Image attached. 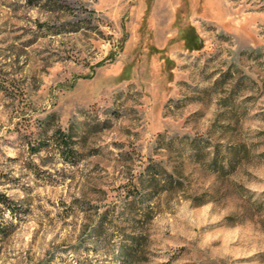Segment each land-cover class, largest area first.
I'll return each mask as SVG.
<instances>
[{"label":"rangeland","instance_id":"obj_1","mask_svg":"<svg viewBox=\"0 0 264 264\" xmlns=\"http://www.w3.org/2000/svg\"><path fill=\"white\" fill-rule=\"evenodd\" d=\"M0 193V264H264V0H0Z\"/></svg>","mask_w":264,"mask_h":264},{"label":"trees","instance_id":"obj_2","mask_svg":"<svg viewBox=\"0 0 264 264\" xmlns=\"http://www.w3.org/2000/svg\"><path fill=\"white\" fill-rule=\"evenodd\" d=\"M53 141L56 147L59 150L60 155L65 161H72V159L76 158L77 150L75 148V140L71 134H68L61 129H56L52 133ZM44 142L39 144L37 148L34 149V152H39L44 146ZM73 164L75 162H72ZM0 207L7 210L11 216H18L17 212L20 211L18 204L13 201L9 196L4 193H0Z\"/></svg>","mask_w":264,"mask_h":264}]
</instances>
